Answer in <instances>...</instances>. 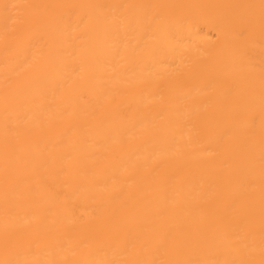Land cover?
Instances as JSON below:
<instances>
[{"label": "bare ground", "instance_id": "1", "mask_svg": "<svg viewBox=\"0 0 264 264\" xmlns=\"http://www.w3.org/2000/svg\"><path fill=\"white\" fill-rule=\"evenodd\" d=\"M0 264H264V0H0Z\"/></svg>", "mask_w": 264, "mask_h": 264}]
</instances>
